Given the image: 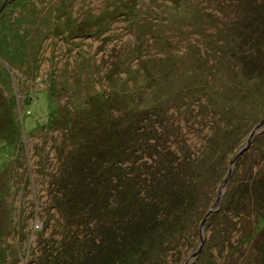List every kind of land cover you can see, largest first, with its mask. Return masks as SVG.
I'll return each instance as SVG.
<instances>
[{"label":"rangeland","instance_id":"1","mask_svg":"<svg viewBox=\"0 0 264 264\" xmlns=\"http://www.w3.org/2000/svg\"><path fill=\"white\" fill-rule=\"evenodd\" d=\"M121 1L0 0V19L20 14L0 28L12 40L0 54V264H68L73 250L91 248L107 221L81 206L82 217H70L60 181L66 170L67 182L79 167L103 170L97 150L130 119L137 134H124L135 139L125 157L136 163L122 157L127 171L158 151L166 164L172 152L218 157L192 224L160 252L162 264H264V182L255 183L264 179V127L236 161L201 244L229 163L264 117V84L251 95L248 78L231 79L244 71L233 49L255 51L264 0ZM256 64L263 70L264 58ZM160 80L170 101L145 107ZM94 105L104 112L98 125L78 122L79 113L96 117Z\"/></svg>","mask_w":264,"mask_h":264},{"label":"trees","instance_id":"2","mask_svg":"<svg viewBox=\"0 0 264 264\" xmlns=\"http://www.w3.org/2000/svg\"><path fill=\"white\" fill-rule=\"evenodd\" d=\"M125 1L121 2L125 3ZM263 16L264 14L258 18L260 22L256 23L255 29L257 37L256 40L251 41L249 47L257 50L259 55L256 56V52L252 51L247 56L240 57L241 52L236 47L231 56L232 60L236 64L241 63L244 69L242 75L232 76L231 79L239 83L241 78H248L246 88L251 95L254 90L264 84V69L261 70L256 64V59L264 58ZM25 17L26 15L22 17V20L26 19ZM5 19L6 17L0 19L1 29H6L10 25H18L20 14L12 18L10 23V20ZM11 41L7 33L1 31L0 54L1 46ZM21 49L19 48L16 52L22 53ZM142 61L148 62L149 60ZM160 75L166 76L163 71H159L156 77ZM161 81L154 83V88L151 90V93L158 94L159 98L155 99L153 94H148L145 98L148 99V103L144 104L145 107L148 104L159 103L162 99L170 101L164 93H158ZM92 108L101 109L96 117L79 113L76 116L77 121H88L89 119L97 126V121L104 116V112H101L100 105H94ZM124 114L127 117L135 115L133 110L127 109L124 110ZM122 115L118 119L122 118ZM129 121L128 124L124 121L118 124L124 128H121L123 136L117 134L116 130L114 133L112 129V134L110 133L106 142L101 144L97 150L96 160L100 161L101 156L106 157V163L102 162L105 164L103 170L98 172L94 169L89 173L79 167L76 171L78 174L73 172L77 177L70 182H67V179L72 173L66 170L62 177L63 181L61 180L62 183L60 181V187L67 189L65 190V201H67L70 217L76 218L80 214L81 218L82 214L78 210L81 206L80 209L83 208L88 214L94 215L95 219L107 221L98 239L90 245L91 248L85 253L80 249L73 250L68 264H162L164 257L159 258L160 252L168 249L174 236L186 234L185 229L192 224L199 210L202 199L200 196L204 193L205 182L215 171L218 157L211 159L210 154L187 157L184 152L178 157L172 152L171 155L175 158L166 164L164 155L158 151L156 157L141 162L133 171H127L122 166L123 158L132 164L136 163L131 157H125L128 153L126 146L135 139L128 138L124 134L127 133L128 136L137 134V126L134 125L136 122L132 119ZM228 126H226L227 131H231V127L227 128ZM117 135L119 138L115 141ZM119 140H124V142ZM214 140L215 145L219 144V140ZM90 152L88 150L83 154L89 155ZM222 152L223 150L219 149L220 155ZM87 161V158L83 159L84 163ZM260 182H264V179L255 181L256 184ZM187 222L189 224L185 226ZM87 246L83 245V247Z\"/></svg>","mask_w":264,"mask_h":264},{"label":"water","instance_id":"3","mask_svg":"<svg viewBox=\"0 0 264 264\" xmlns=\"http://www.w3.org/2000/svg\"><path fill=\"white\" fill-rule=\"evenodd\" d=\"M264 127V117L262 119V121L256 125L254 127V129L252 130L250 136H249V140L247 142V144L233 157V159L230 161L229 163V169H228V172L227 174L225 175V178L223 179V181L221 182L220 184V192H219V195L213 205V207L211 208V210L206 214L205 218L203 219L202 223H201V244L203 243L204 239L202 237V227H203V224L206 220L207 217H209L211 215V213H213L214 211V208L217 206V204L219 203L220 201V198L224 192V189H225V186L228 184L229 182V179L231 178L233 172H234V169H235V164H236V161L238 160V158L240 156H242L249 148V145L251 144V141L253 139V137L255 135H257L259 133L260 130H262ZM198 254V252H195V254L192 255V257L190 259H192L193 257H195L196 255ZM189 259V261H190Z\"/></svg>","mask_w":264,"mask_h":264}]
</instances>
